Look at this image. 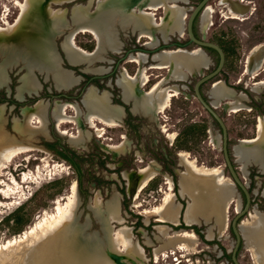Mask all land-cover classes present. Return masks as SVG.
<instances>
[{"label": "rangeland", "instance_id": "rangeland-1", "mask_svg": "<svg viewBox=\"0 0 264 264\" xmlns=\"http://www.w3.org/2000/svg\"><path fill=\"white\" fill-rule=\"evenodd\" d=\"M60 1L55 0L53 9L64 10L61 16L52 19L48 16L49 11L43 10L42 14L48 23L45 24L40 20L33 23L31 17H28L31 21L29 25L27 24L28 30L25 27L17 28L18 30L12 34L0 35L7 40L9 35L30 31L29 34L38 46L29 48L27 56L36 61L31 54H35L36 51L44 53L51 51L56 61L54 66L51 61L52 57L44 55L39 60V64L35 66L37 70H34L36 71L35 78L32 75L33 71L28 69L26 71L24 65H19L23 64L22 62L15 61V58L10 60L7 58L5 61L6 56L0 53V66L4 62H7V66H15L8 73L7 87L9 88L0 86V134L4 133L17 142L36 144L35 146H41L40 148L46 150L19 154L8 164V167L2 169L0 177V264H110L111 261L112 263L117 261L113 256L114 253H119L125 264H132L131 259L138 264H233L231 252L235 237L232 234L231 223L236 215L237 200L240 199L243 205L244 196L236 190L237 196L235 202L230 205L225 232L222 237H218L215 228L221 229L222 227L210 207L218 194L216 189L219 183L213 185L208 183L209 172L222 169L225 173V178L222 180L225 186L228 187L234 183L225 165L222 143L219 149L211 136L213 134L217 140L222 141L220 127L194 95L195 83L200 79L198 74L207 75L216 68L219 61L217 54L206 51L207 56L203 57L183 53L185 55L183 73L190 77L182 81H180L182 78L170 76L171 69L167 66H158L153 68L155 70H149L146 73L143 90L150 82L149 74L156 76L151 82L153 86L167 76L170 77L163 88L166 92V101L158 114L163 132L148 135L146 131L149 126L152 127L153 123L143 120L141 121L143 125L141 135H128V148L125 146L124 149L121 146L127 140L121 144L112 145L121 140V134H126L124 130L113 123L107 125L98 118L95 119L97 128L93 130L89 129L84 121L86 128H84L86 131L84 140L80 145L75 144L68 136L62 135L57 130L60 128L70 134L77 133L76 125L69 121H60L59 124L54 122L53 112L57 104L63 105L66 102L76 104L84 120L89 111H94V101L86 104L83 101L84 96L81 97L83 91L90 87L92 97L101 98L102 93H99L93 86L98 87L99 85L102 87L101 90L105 91L107 83L106 79H99L93 84L88 80L94 75L105 76L115 67L116 73L113 78H118V84L122 70L134 71L136 65L139 67L133 58L140 52L130 53L128 57H124L125 53L122 52L120 54L105 53L103 56L106 62L91 60L88 63H71L63 50L65 38L71 31L60 32L64 28H74L86 23L95 25V17L90 13L96 11L100 0H74L65 5H60ZM117 1L113 0L111 5L101 7L99 14L109 13L112 15L110 19L119 20L123 12H119ZM223 1L210 0L208 3V6L214 9V24L206 34H203L200 28L201 16L196 22L197 35L205 36L207 41L218 44L226 54V64L222 74L206 83L202 91L206 99L211 102L212 87L216 82L223 81L228 88L248 96V100L244 101L247 107L245 110L230 108V105H227L229 100L221 101L219 104L215 102L216 104L213 105L228 127L230 151L235 167L252 192V211L257 209L264 213V171L260 170L258 165L250 164L247 167L248 175L244 178L241 171L243 165L235 156V149L240 145L241 140L253 139L257 136L256 126L259 124V119L264 117V89L258 92L251 90L255 83L264 82V59L260 64H255L257 70L254 75L246 73L254 51L259 49L260 53L264 54V0H234L237 4L247 7L248 10L242 15L230 12L228 10L230 4H224ZM28 2L30 0H0V26L14 23L23 10L19 5L24 8ZM199 2L200 0H186L177 2V5L191 8L188 11L189 16ZM146 11L154 13L157 21L163 22L165 16L163 7L158 10L149 7ZM188 16L183 37L172 36L169 41L165 42L161 34L154 33L155 37L159 38L157 40L161 46L165 43L171 44L177 41L186 43L188 41L186 32ZM110 19L105 17L101 22L102 25L105 26ZM136 33L138 36H135ZM49 34L53 41L48 39ZM139 35L141 34L135 29L122 30L121 28L120 40L124 43L122 51L137 49L145 42H147L145 46L148 47L147 44L152 41V38ZM76 38L77 44L85 52L95 51L98 46V37L94 32L82 33ZM138 39L141 43H137ZM16 43L15 39H9L7 44L3 40L0 42V49L7 46V49L11 50V46ZM54 48L63 59L62 66L65 69L61 68ZM187 49L193 50L194 46ZM166 50L175 51V48ZM24 57L23 54L20 58ZM141 57L145 59L144 55ZM121 58L125 61L119 62ZM152 60L154 61L153 58ZM163 60H156L155 63L151 62L145 66L152 67ZM202 60L208 62L204 69L203 64H198ZM46 67L64 73L72 71V76L78 77L80 83L69 88L71 90L58 88L55 86L53 76L48 75ZM139 69L140 67L138 71ZM174 72L179 71L174 70ZM190 73L195 75L191 76ZM30 76L36 83L40 82L43 85L39 94H37L39 91L37 89L25 92V94L20 93L19 88L23 79ZM0 77L4 80V83L0 85L6 84L2 69H0ZM61 92L73 98L81 92L82 102L80 98L71 101L57 98L56 96ZM49 93L56 98H50ZM23 94V100H19L18 96L22 97ZM105 99L110 103L109 96ZM143 101L142 97L138 99L139 104ZM25 109L46 111L48 124L43 129L45 131L34 129L27 124L24 116ZM65 111L69 115H75V111L71 108L67 107ZM118 115L121 116L120 111ZM38 119L32 116L28 120L33 124L41 125L42 122ZM19 128L23 130L28 128L27 131H32L33 135L20 132ZM109 138H114L115 142L110 141ZM52 146L54 147L51 150ZM111 146L115 151L109 148ZM58 151L67 153L78 163L81 175L68 161L57 154ZM137 159L143 161H136ZM152 163L160 169L157 170ZM145 169L148 171L146 176L141 178L142 186L135 199L133 186L140 182L139 173ZM130 181L132 188H130ZM74 183L78 184L80 205L76 212V220L67 229L66 227L62 229L54 222L69 204ZM170 194H173L171 202L166 203ZM193 202L196 207L195 222L188 224L186 218L189 206ZM97 210L99 213H96ZM245 218L248 219L249 216ZM43 223L48 225L45 229L47 235L43 237L42 242L36 241L30 244L32 240L26 236L32 234L35 228ZM174 223L178 224L174 226ZM209 229H214L212 240L208 238ZM115 235L117 246L119 244L118 248L121 251L115 249L113 245ZM22 240L23 242H20ZM13 243L14 246L4 248ZM53 245L55 251L45 254ZM32 247L34 248L31 249ZM140 247L144 249L148 260L142 259ZM37 248H39L38 252L33 253L32 251ZM253 259V250L245 239L239 252V261L241 264H257Z\"/></svg>", "mask_w": 264, "mask_h": 264}, {"label": "bare ground", "instance_id": "bare-ground-1", "mask_svg": "<svg viewBox=\"0 0 264 264\" xmlns=\"http://www.w3.org/2000/svg\"><path fill=\"white\" fill-rule=\"evenodd\" d=\"M48 1H50V5L55 4V0H48ZM72 1H74V0H61L60 5H65V4L71 3ZM111 1H113V0H100L99 4L102 5V4L106 3L107 6H109V5H111ZM179 1H186V0H118L116 5L119 9V12H123V15L121 16V18L119 20L110 19L112 17V15L111 14L109 15V13H105L103 15L99 14V10L101 8V7H99L98 10H96V12L92 11L90 13L91 16L95 17L94 21L96 24L94 25L91 23L90 24L86 23V24H82L80 26H76V27L72 28V31L65 38V41L63 43V50L67 54L70 62L73 64L80 63V62L88 63L91 60H94L96 62H104V61L106 62V60H104V56H103V55H105V53L120 54L122 52V46L124 43L122 44V42L120 40V29L121 28H122V30L123 29L127 30L128 28L129 29H135L136 31H138L141 34L139 36H145V37L150 36L152 38V41L147 44L148 47H155V46H158V44H159L154 33L155 34L156 33L161 34V37H163L162 39H164L165 42L169 41L172 36L179 35L180 36L179 38H181L185 34V23H186V19L188 16V11H190L191 8H184V7L178 6L177 2H179ZM223 2H224V4H230L228 7V10L230 12H234V13H238V14L242 15V14H245V12L248 10L246 6H243L241 4H237L236 1H234V0H224ZM24 5H22V6H24ZM19 6H20L21 10L23 9L22 12H20L19 18L14 23H10L7 25L0 26V35H3V33L12 34V33H14V31H16L18 29H22L23 27H25L24 26V19L26 17H29V18L31 17L33 23L40 20V16H38V12L36 11L35 7H33V0H30V2H28V4L26 3V6L24 8H22L21 5H19ZM149 7H151L154 10H158L159 8H162V7L164 8L165 16L163 17V22L160 23L159 21H157L156 15L154 13H152V12L148 13L146 11V9ZM48 11L50 13L48 16H50L52 19H55L57 16H61L64 13V10H62V9L55 10V9H53V7L49 8V10H47V12ZM105 17L106 18L108 17V19H110V20L104 26V25H102L101 22L103 21V19ZM92 23H93V21H92ZM213 24H214V9L211 6H208V7H206L205 11L203 12V14L201 15V18H200V28H201L202 33L206 34L208 32V30L212 27ZM41 25H43V24H41ZM87 32H94L98 37V46H97L95 51L85 52L79 47V45L76 42V39H77L76 37L78 35H80L82 33H87ZM24 34L25 33L21 31L20 34L19 33L13 34V35H9V37H7L10 40L15 39L17 42L16 44H13L11 46L10 56H9L8 60L15 58L16 59L15 61H17V62H22V63L25 62V64L23 63V65L25 67H27V69L29 71H34V70H36V68H35L36 64H39V60L45 55L48 57H52L51 61L54 63V66H55L56 61H55V59H53L54 53H52L51 51L50 52L48 51V53L36 51L35 54H33V55L31 54V56H33V58L37 62L34 60H31L30 56H27L29 54V52H28L29 48L36 47L38 45H37L36 41L27 39L26 36H24ZM260 52H261V50H259V49L254 51V53H253L254 56L251 58L250 63L248 64V67H247V72H246L247 74L254 75L256 70H257V67L255 64H258V63L260 64V62H262V60L264 59V54H261ZM183 53L190 54L193 56H197V55H202L203 57L207 56V54L204 53L200 49L196 50V51H184L181 49L175 50V51H164V52H161L159 54H155V56L153 57L154 61L163 60V59L164 60L161 62H158V64H155V66H152V67L145 66V63L147 62V55L139 53V54L134 56V58H133L134 61L140 67L138 73L136 75H131V74H129L128 71L122 70L121 77L118 81L119 86L122 87V89H123L124 99L127 101L133 100V102H134L133 111H135L137 113H141V114L143 113L145 115H154L155 117L158 116V114L160 113V111L163 108L165 101H166L165 100L166 99V95H165L166 92L164 91L163 88H164L166 82L168 81V79H170V77L167 76L166 78H164L163 80L158 82L155 86H153L149 91H144L142 88H143V85L145 83L146 73L149 72V70H151L153 68H157L158 66H167L171 69L170 76H173V77L179 78V79L182 78L180 81L185 80L187 75L183 73V69H184V62L183 61H184V57H185V55H183ZM23 54L25 55V57L20 58L21 55H23ZM141 55H144L145 59H143L141 57ZM168 56H170V57H168ZM10 57H12V58H10ZM26 57L28 60L26 59ZM198 64H203L204 65L203 69H204V67L208 64V62H206V60H204V61L202 60ZM101 69L103 70L104 68H101ZM46 70H47L48 75L53 76L55 84L58 88L69 89L73 86H76L78 83H80L78 80V77L72 76L73 75L72 71H68V72L64 73V72L59 71V70L58 71L54 70V69L50 70L47 67H46ZM174 70H178L179 72H174ZM180 70L182 72H180ZM190 74L195 75L193 73H190ZM32 79L33 78H31V76L28 77L27 79H23V84L19 88L20 93H25V92H28V91L33 90V89H37V90L40 89L39 88L40 85ZM2 83H4V80L2 77H0V84H2ZM261 89H264V82H257L251 88V90L253 92H258ZM92 95H93L92 89L90 88L87 90V92L85 93L84 98H83V101L86 104H91L92 101H94V111H89L85 115L84 120L82 119V115H81V111H80L79 107L76 104L71 103V102H66L63 105L57 104V106L53 112V117L55 119V123L57 122V124H59L60 121H69V122L76 125L77 133H75V134H70L67 131L61 130L60 128H58V131L62 135L68 136L71 141H73L75 144H78V145H80L83 142L84 137H85L86 131L84 130V128H85L84 121H85L87 127L89 126L88 128L91 130L97 128V124L95 122V119H98V118L102 122H105V124H107V125H109L110 123H113L116 126L121 125V116L118 115L119 114L118 108L111 106V104L109 102H107L105 99L109 96L108 93L103 92L101 95V98H93ZM211 95H212V97H211V99H212L211 103L212 104H214L215 102H217V104H219L221 101L229 100L227 102V105H230V108L235 107V108L243 109V110H245L247 108L244 101L248 100V96L245 93L239 94L235 90L228 88L224 84L223 81H219V82H216L214 84V86L212 87V90H211ZM140 97H142L144 99V101L139 104L138 99ZM62 107H64V108H62ZM67 107L73 109L75 111V115H69L65 111L67 109ZM39 111H35V110H31V109L30 110L25 109L24 116H25L27 124L31 125L32 128L43 130L44 128H46V126L48 124V121L46 119V111L45 112L41 111V110H39ZM32 116H36L37 118H39L38 120H41L42 124L36 125V124H33L32 122H30L28 119ZM19 129H20V132L33 135L32 131H27L28 128H27V130H23L21 128H19ZM258 129L260 131L258 133H260V135H262L264 137V117H261L259 119ZM43 131H45V130H43ZM88 132L91 134L90 130H88ZM211 136L214 140L215 145L220 149L221 140L220 139L217 140V138H215V136L213 134H211ZM242 143L245 144L247 142L243 141ZM249 144H251V143H249ZM35 145L17 142L16 140H11V138H9L6 134L1 133L0 134V177H1L2 169L8 167V164L11 163L19 154L32 152V151H41V152L46 151V150H43V148H40L41 146L38 147ZM126 145H127V142H125L121 146V148H125ZM109 148L111 150L115 151L114 147L111 146ZM118 148H119V146H118ZM235 153H236L235 155L241 154L240 157H242V153L240 150H238V148L235 149ZM147 171H148L147 169L140 171V173H139L140 182L136 183L135 186H133L135 199L137 198V196L140 193V189H141L142 182H143V180L141 181V178H142V176H146ZM200 171H202V170H200ZM202 173H204V172H202ZM202 176H203V174H202ZM224 178H225V173L223 172L222 169H215V170H212L209 172L208 183L212 184V185L214 183H219V185H217L218 189H216V191H218V194L216 195L215 201L211 205L210 208L214 211L213 214L216 217V219H217V221L221 227L223 226V221H224L223 220V216H224L223 215V210H224L223 206L225 205L227 197L230 196V192H231L230 189H228V187L225 186V183H223L222 180ZM130 188H132L131 181H130ZM172 197H173V194H170L166 203H170ZM115 204L116 203H114V205ZM79 205H80V198H79V192H78V184L74 183L73 188H72V196H71L70 202H69V204H67V207L64 210H62V212L58 215V217L56 216L57 218L55 219L54 224L57 225L59 228L61 227L63 229L66 227L65 229H67L69 227V225L72 224L76 220V214H77L76 212H77ZM162 208H160V209L162 210ZM195 209H196L195 202H193L189 206V211H188V215L186 218L188 224H193L195 222V218H194ZM111 210H112V207H111ZM96 213H99V211L97 210ZM176 224H178V223H176ZM47 226H48L47 223L40 224L37 228H35V231H33L32 234L26 236V237L31 238L32 241L30 244H32L33 242H36V241H41V242L43 241V237H45L47 235V233H46L47 231L45 230V229H47ZM262 231L263 232L261 233V237H263V235H264V229H262ZM20 242H23V240ZM109 244H111V243L109 242ZM14 245H15L14 243L9 244L8 246H5L4 248L7 249V248H10ZM113 245L115 246V249L119 250V248H118L119 244L117 246V242H116V235L113 239ZM125 245L128 248V244H126V242H125ZM111 246H112V244H111ZM142 247H140V255H141L142 259L148 260L146 254L144 252V249ZM33 248L34 247H32L31 249H33ZM38 250H39V248H37L36 250H34L32 252L37 253ZM45 250H46V248H45ZM54 251H55V246L53 245L51 247V249H48L45 252V254H50V253H53ZM119 251H121V250H119ZM118 255H119V253H118ZM117 263L123 264L125 262L122 259H121V261H113V263H112V261L110 262V264H117Z\"/></svg>", "mask_w": 264, "mask_h": 264}, {"label": "water", "instance_id": "water-1", "mask_svg": "<svg viewBox=\"0 0 264 264\" xmlns=\"http://www.w3.org/2000/svg\"><path fill=\"white\" fill-rule=\"evenodd\" d=\"M33 1H34L33 7H35L36 11L38 12V16H40V22H43L45 24L48 23V20L45 19V17L42 15V13H43V10L47 11V10H49V8H52L53 5L52 4L50 5V1H48V0H33ZM209 2H210V0H201L192 9L190 15L188 16L187 26H186L188 41L186 43H180V42L171 43V44L165 43L164 45H162L158 49L154 50V52L155 53L157 52L159 54L161 52L167 51L166 49H169L172 47H174V48L176 47L175 50L181 49V50L189 51L187 48L194 46V49L193 50L191 49L190 51H196V50L200 49L204 53H206L207 50H211V51H215L218 54L219 62H218L216 69L213 70L212 72L208 73L207 75H205L204 73L198 74V76H200V79H198L197 82L195 83L194 93H195L197 100L200 102V104L203 106V108L210 114V116L213 118V120L220 127L221 134H222V141H221L222 152L224 155L225 165L229 171L230 179L234 183L235 189L239 190L242 193V195L244 196V204L242 205V209L239 212H236V215H235V217L231 223L232 234L235 237V244H234L233 250L231 252V261L233 264H241L239 261V252H240V249L242 247V244L244 243V237H243L240 226H241L243 220L246 219L245 217L247 215L249 216L250 212L252 211L253 199H252V192L249 190L248 184L244 180H242V178L240 177V174L237 171V168L235 167V162L232 160V154L230 151V138H229L228 127H227L223 117L218 113V111L214 107V105L209 100L206 99V97L204 96L203 91H202V87L206 83L214 80L215 78H217L219 75L222 74L224 67H225V64H226V54H225L224 50L222 49V47L219 46L218 44L214 43V42L207 41L205 36L199 37L196 33V29H195L196 28V22L200 18V16L203 14V12L205 11ZM105 6H107L106 3H104V5L99 4V5H97L96 10H98L99 7H105ZM93 12H96V11H93ZM29 22H31L30 19H28V17H26L24 19V26L27 30L29 29L27 27V24L29 25ZM68 30L72 31V28H69V29L64 28V30H61L60 33H65ZM29 32L26 31L24 36H26L27 39L33 40V37L29 34ZM50 36H51V34H49L48 37L50 40H52V38ZM0 39H2V40H0V42H2L4 40V41H6V44H7V41L9 40V38H7V40H5V38H3V37H0ZM122 44H123V42H122ZM7 48L8 47L6 46L4 49L3 48L0 49V53H4V55L6 56V57H4L5 61L7 60V58H9L8 55L10 56V51H11V50H8ZM54 49L56 50V48H54ZM56 55L60 61L61 68H64L62 66L63 59L61 58V56L57 50H56ZM65 59L67 60L66 56H65ZM23 63L25 64V62H23ZM19 65H23V64H19ZM71 66H73V65H71ZM13 67H15V66H10V65L7 66V62H4V64L2 66H0V69H2L4 71V76L6 77V84L0 85V86H6L7 87L8 81H9L8 73H9V71L13 70ZM25 68L27 71V67H25ZM36 71H33V73H32L33 77H35V78H36V75H35ZM97 78L100 79V78H102V76H95L90 81H93L94 79H97ZM186 78L188 79V76ZM39 84H40V86H42V84L40 82H39ZM7 88H9V87H7ZM39 88L40 89H39V91H37V94H39L42 87H39ZM56 89H58V88L56 87ZM10 91H11V89H10ZM17 92H18V90H17ZM84 93H85V90L83 91L82 95H84ZM24 94L22 97L18 96L19 100H23ZM28 95L31 96L30 94H28ZM34 95H35V93H34ZM35 96H38V95H35ZM60 96H67V95L61 94ZM174 226H176V225H174ZM186 226L190 227L189 225H186ZM113 256L117 261H121L122 257L120 255L114 253ZM131 263L132 264H138L135 260H132V259H131ZM123 264H125V263H123Z\"/></svg>", "mask_w": 264, "mask_h": 264}, {"label": "flooded vegetation", "instance_id": "flooded-vegetation-1", "mask_svg": "<svg viewBox=\"0 0 264 264\" xmlns=\"http://www.w3.org/2000/svg\"><path fill=\"white\" fill-rule=\"evenodd\" d=\"M201 1V0H200ZM196 29V28H195ZM197 33V32H196ZM135 36H138V34L136 33ZM200 37V36H199ZM158 38V37H157ZM159 40V38H158ZM177 42H180V41H177ZM177 42H174V43H177ZM137 43H141L140 40L138 39ZM147 42L145 43H142L137 49H132V50H129V51H122V53H125L124 57H128L130 55V53H142V54H145L147 55L148 59H147V62L145 64H149L151 62L155 63V61L152 60V58L155 56V53L154 50L158 49L159 47H161L160 43L158 46L154 47V48H148L146 47ZM181 43V42H180ZM176 49V47H175ZM207 51H211V50H207ZM214 53H216L214 51ZM114 54V53H112ZM158 54V53H157ZM217 54V53H216ZM218 56V54H217ZM219 58V57H218ZM130 60V59H129ZM125 60H123L122 58L119 60V62H124ZM130 62V61H128ZM219 62V61H218ZM132 63V62H130ZM136 65V64H135ZM217 67V66H216ZM138 66L136 65L135 67V70L134 71H128V69H126L131 75H136L137 74V71H138ZM216 69V68H215ZM214 69V70H215ZM115 70V67H113V70L110 71V73H108L107 75L105 76H102V75H94L92 76L88 81H90L93 77L95 76H102V78L100 79H106L107 83H106V90L103 91L101 90V86L98 85L97 86H93L95 87L99 93H103V92H107L108 95H109V101H110V104L111 106L113 107H116L118 108V110L121 112V125L119 126L121 129L124 130V132L126 134H121L120 135V138L121 140H119L117 142V144H112V145H118V144H121L124 140H127V145L126 147L128 148V143H129V138H128V135H135V136H140L141 135V132H142V122L143 120H148L150 121L151 123H153L152 127L149 126V129L146 131L148 133V135H154L155 133H159L160 131H162V126L159 124V118L158 116L155 117L154 115H145V114H141V113H136L133 111V107H134V102L133 100L130 101V102H127L124 100L123 98V91L122 89L118 86L117 84V79H114L113 77L115 76V73H116V70ZM151 70H155V69H151ZM212 72V71H211ZM150 75V82L148 83V85L144 88V91H149L152 86L154 84H151V82L154 80L153 77H156L155 74H149ZM190 76H188L189 78ZM97 80H99V78L97 79H94L91 83H96ZM187 80V79H186ZM90 88V87H89ZM89 88H85L86 90H88ZM203 88V87H202ZM43 89V85H42V88ZM71 90V89H69ZM69 90H63V91H69ZM86 90H85V93H86ZM41 91V90H40ZM84 93V95H85ZM61 94H64V93H59V95H57L56 97L59 98V99H62V100H68V101H71V100H75V99H79L80 98V101L82 102V98L84 95L81 96V92L80 94L77 96V97H71L69 95L67 96H60ZM204 94V93H203ZM50 98H56L54 97L53 94H48ZM195 95V93H194ZM82 98H81V97ZM196 97V96H195ZM118 106V107H117ZM55 122V121H54ZM85 126V125H84ZM89 127V126H88ZM117 127V128H119ZM111 129V128H110ZM58 130V129H57ZM144 132V131H143ZM151 133V134H150ZM145 134V132H144ZM103 136V135H102ZM98 137V135H97ZM101 138V137H99ZM108 139V138H107ZM110 141H114L115 142V139L114 138H109ZM108 145V144H106ZM54 146H52L50 149L52 150ZM125 147V148H126ZM124 148V149H125ZM54 151V150H53ZM60 153H62V155H68L67 153L63 152V151H58L57 154L59 156H61L63 159H65L66 161H68L66 158H64ZM70 156V155H68ZM71 157V156H70ZM72 158V157H71ZM136 161H139L138 159ZM143 161V160H142ZM141 160L139 162H142ZM69 162V161H68ZM70 163V162H69ZM71 164V163H70ZM153 165V163H152ZM157 170L160 169L159 166H155L153 165ZM75 169V168H74ZM76 170V169H75ZM77 171V170H76ZM79 174V173H78ZM171 177V176H170ZM173 180V179H172ZM167 185V183H166ZM168 187V186H167Z\"/></svg>", "mask_w": 264, "mask_h": 264}, {"label": "crops", "instance_id": "crops-1", "mask_svg": "<svg viewBox=\"0 0 264 264\" xmlns=\"http://www.w3.org/2000/svg\"><path fill=\"white\" fill-rule=\"evenodd\" d=\"M256 129L258 135L256 136L257 138L255 137L253 139H243L240 141V145L237 148L241 151L242 157H240L241 154L235 155L238 158V161L243 164V168L241 169V171L245 175H243L244 178H246L248 175L247 167L250 164L258 165L260 167V170L264 171V137L260 135V133H258L260 132L258 126H256ZM243 141H246L247 143L243 144ZM260 173L262 172L260 171ZM228 187L231 192L230 196L227 197L224 206L223 226L221 229L215 228V230H217L218 232V237H222L225 232L230 205L235 202V197L237 196L234 185H229ZM235 208L236 212H239L242 209V203L240 199L237 200ZM174 224L176 225V223ZM262 229H264V213L258 211L257 209H254L250 213L249 218L243 221L241 225V231L243 233L244 238L248 241V244L253 250V255L255 259L253 260L254 262L256 261L255 263L257 264H264V235L263 237H261V233L263 232ZM208 238L210 240L214 238V229L208 230Z\"/></svg>", "mask_w": 264, "mask_h": 264}, {"label": "trees", "instance_id": "trees-1", "mask_svg": "<svg viewBox=\"0 0 264 264\" xmlns=\"http://www.w3.org/2000/svg\"><path fill=\"white\" fill-rule=\"evenodd\" d=\"M212 52H214V51H212ZM61 155H62V153H60ZM64 158H66L70 163H71V165L77 170V172L79 173V175H81V169H80V166L78 165V163H76L75 161H74V159L73 158H71L70 156H68V155H62ZM186 228H188V227H186ZM193 229H195V230H197V228L196 227H193Z\"/></svg>", "mask_w": 264, "mask_h": 264}, {"label": "built area", "instance_id": "built-area-1", "mask_svg": "<svg viewBox=\"0 0 264 264\" xmlns=\"http://www.w3.org/2000/svg\"><path fill=\"white\" fill-rule=\"evenodd\" d=\"M177 261H179V260L177 259ZM177 264H179V263H177Z\"/></svg>", "mask_w": 264, "mask_h": 264}]
</instances>
